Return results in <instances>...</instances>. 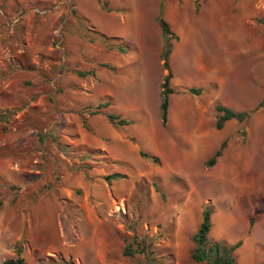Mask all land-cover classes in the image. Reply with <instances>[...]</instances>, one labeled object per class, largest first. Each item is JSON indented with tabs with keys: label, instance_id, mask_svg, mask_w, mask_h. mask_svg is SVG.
Wrapping results in <instances>:
<instances>
[{
	"label": "rangeland",
	"instance_id": "1",
	"mask_svg": "<svg viewBox=\"0 0 264 264\" xmlns=\"http://www.w3.org/2000/svg\"><path fill=\"white\" fill-rule=\"evenodd\" d=\"M262 100L264 0H0V264H264Z\"/></svg>",
	"mask_w": 264,
	"mask_h": 264
},
{
	"label": "trees",
	"instance_id": "2",
	"mask_svg": "<svg viewBox=\"0 0 264 264\" xmlns=\"http://www.w3.org/2000/svg\"><path fill=\"white\" fill-rule=\"evenodd\" d=\"M158 21L162 28L163 36L166 38V44L161 53V57L164 60L163 66L164 69L167 70L166 75L164 76L161 90V119L164 124L167 123L169 117V107H170V96L174 93V89L172 87V78L173 71L170 67L169 56L172 52V44L171 37L173 36V32L170 28L169 23L162 17V15L158 16ZM191 91L199 94L200 89L191 88ZM264 105V100H262L259 106ZM218 111L217 117V127L222 128L224 124L232 119H237L238 121H244L254 110L251 111H235L225 105L218 104L216 106ZM109 118L112 122L117 124H128L129 120L119 119L117 115L111 113L109 114ZM117 120V121H116ZM225 146V142L221 146L215 155L210 159L209 165H213L217 157L222 154V148ZM143 156H147V153L141 152ZM155 159V158H154ZM121 176L119 173H114L110 177ZM211 211L209 209H205L203 211L202 222L200 223L199 229L197 233L194 235V241L196 243V247L193 252V258L196 261H207L209 264H235L236 255L235 251L240 247L241 241H238L232 245H228L226 243H222L220 241L209 242V233L212 228V220H211ZM18 256L14 259H7L3 262V264H26L24 257L21 255L22 247L21 245L17 246Z\"/></svg>",
	"mask_w": 264,
	"mask_h": 264
},
{
	"label": "bare ground",
	"instance_id": "3",
	"mask_svg": "<svg viewBox=\"0 0 264 264\" xmlns=\"http://www.w3.org/2000/svg\"><path fill=\"white\" fill-rule=\"evenodd\" d=\"M247 204V203H246ZM230 224H233L234 227L231 229V232L232 233H235L236 230L239 231V226H238V222L236 220H231V223ZM232 226V225H231ZM231 228V227H230Z\"/></svg>",
	"mask_w": 264,
	"mask_h": 264
}]
</instances>
